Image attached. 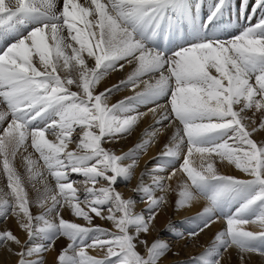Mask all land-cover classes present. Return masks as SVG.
<instances>
[{"label": "snow or ice", "instance_id": "snow-or-ice-1", "mask_svg": "<svg viewBox=\"0 0 264 264\" xmlns=\"http://www.w3.org/2000/svg\"><path fill=\"white\" fill-rule=\"evenodd\" d=\"M168 2L169 0H90L89 3V0H85L81 4L77 0H63L62 9L58 11L57 0H0V17L3 18L0 23L21 13L38 12L45 20L27 36L0 53V97L7 104L12 117L0 136L2 171L7 177L12 200L3 199L0 214L7 218L9 211L13 215L23 213L24 219L20 226L27 232L29 239L44 235L50 241L46 246L41 244L27 249L22 247L18 253L19 264H43L42 258L32 261L28 257L47 251L60 236L66 237L70 243L61 250L58 264H157L158 259L165 254L166 246H162L159 241L153 242L151 246H147L146 241H140L147 247V258L135 250L136 244L133 241L141 232L148 233L156 211L147 219L132 211L134 202L124 199L115 188L116 180L131 167L119 163L125 159L126 154L116 155L101 146L102 141L111 142L112 137L129 132L139 115H143L124 118L115 115L123 101L111 107L107 105L112 88L94 94L96 85L103 79L101 69L122 60L137 66L121 84L130 83L135 86L140 76L160 73L155 85H147L143 93H169L170 111H166L158 123L175 119L183 129L182 134L181 130H177L175 146L168 148L163 154H172V150L183 144L186 137L187 155L180 167L191 180L192 187L207 180L221 182L223 187L212 197L214 203L219 196L236 186H260L256 194L234 216L224 218L227 228L217 234L214 245H221L224 251L234 245L240 253H258L264 257V250L251 244L252 241L264 240V231H245L241 227L253 223L264 228V206L251 219L242 216L245 209L258 201H264V143L258 144L253 139V133L264 130V35L257 34V29L264 32V23L230 41H204L179 50L170 58H163L161 54L136 40L124 22L139 19ZM78 24L83 27H78ZM65 27L68 30L67 37L61 35ZM49 36L51 45L47 42ZM70 41H74L79 47H74ZM69 48L71 55L66 51ZM84 52L94 60L92 66L86 63L82 55ZM34 58H38L40 67L34 63ZM61 60L65 70L75 68L77 78H61L58 74ZM118 67L123 69L124 65L119 64L115 70ZM213 69L218 75L212 74ZM73 84L82 92L71 91L68 86ZM250 110H254L252 116L248 115ZM149 111L156 113L155 108ZM256 113H259L258 127L253 118ZM6 115L7 113L0 112V121ZM74 126H79L82 133H78L79 141L76 145L82 150L80 152L65 151L68 143L72 142ZM91 129H97L98 132ZM216 132L224 133L226 138L218 144L208 146L198 143L200 138ZM46 133L55 136L58 143L45 139ZM29 137L31 147L39 153L55 179L64 202L70 205L76 216L83 217L90 225L92 218L89 214L79 203L72 202L78 197L77 189L73 187L75 181H71L69 177L72 174L82 175L86 178L85 183L93 184L98 178L107 181L108 187L98 190L86 188L84 200L101 219L112 220L118 232H109L99 226L85 227L63 218L59 219V223H54L43 215L31 214L27 193L13 166V160ZM193 152L199 153L202 158L212 154L226 158L251 179L219 175L212 163H208L206 171L194 170L190 167L189 160ZM24 159L31 173L34 161L30 156ZM90 161L95 163L90 164ZM109 172L111 175H108ZM158 189L166 191L164 179ZM180 195V205L192 198L188 190L182 191ZM164 199V196L156 198L153 195L148 198V204L158 209ZM51 200L52 205L47 213L55 212L59 217L57 205H63L55 195L51 196ZM38 203L43 206V201ZM106 204L110 205L109 214L104 217L100 209ZM116 213H120V216L117 217ZM41 221L43 227H38ZM131 226H135V236L129 234ZM49 233L52 235L49 236ZM197 233L188 235L195 236ZM89 239L91 243H87ZM0 241H14L17 245L21 243L11 231L0 232ZM86 248H106L107 251L103 258H97L88 255ZM209 251L211 249L206 253ZM221 256L222 253H217L214 264H220ZM241 262L245 264L243 256Z\"/></svg>", "mask_w": 264, "mask_h": 264}, {"label": "bare ground", "instance_id": "bare-ground-1", "mask_svg": "<svg viewBox=\"0 0 264 264\" xmlns=\"http://www.w3.org/2000/svg\"><path fill=\"white\" fill-rule=\"evenodd\" d=\"M62 0H57V9L60 8ZM201 1L203 5V10L205 12L204 21H203V26H198L197 25V18L195 21L193 20L191 23V18L188 20V24L186 26L185 30H179L178 26L179 24L173 23L170 20H165L161 18H154L152 17L154 12H150L147 15L139 18V19H129L124 22L125 27L129 28L131 31L132 30H141V31H148V30H154L157 29L160 33V39L162 40H167L166 42H170V52L175 53L176 51H172L173 49H178V51L181 49V46L183 45L182 43H188V42H193L194 40L197 39V35L199 36L198 33L201 34L202 38L201 39H206L205 41L208 40V33H211V36H209V39H212L213 37H219L218 40L223 39L225 41V37L229 36L226 41H230L240 35H242L245 31H248L262 23H264V0H198V2ZM212 1V3H210ZM78 3L84 4L85 0H77ZM101 2H106V0H101ZM179 0H169V5L172 4V6H175L174 3H178ZM90 3V0H89ZM200 4V3H199ZM212 4V7L210 8V5ZM167 5L164 4L163 6ZM200 7V6H198ZM193 8V7H192ZM169 9V8H168ZM215 11L216 15H212V12ZM181 13V12H180ZM214 14V13H213ZM192 16V15H191ZM243 17L241 21L239 18ZM91 19V17H89ZM41 17L36 16L35 21L37 23V27L41 25ZM237 21V22H236ZM240 21V22H239ZM207 24H209V27H207ZM78 27H83L81 24ZM36 28V27H35ZM206 28V34H202V29ZM29 33V32H28ZM27 33V34H28ZM63 36L67 37L68 32L65 33V30L61 32ZM74 34V33H73ZM168 35V37L166 36ZM257 34L258 35H264V32H260L259 29H257ZM134 38L136 36L133 34ZM168 38V39H167ZM199 38V37H198ZM214 38V39H216ZM139 41V40H138ZM225 41V42H226ZM74 47H79L78 44H76L74 41H70ZM139 42L142 43L140 40ZM196 42V41H195ZM194 42V43H195ZM143 44V43H142ZM184 44V45H185ZM197 44V43H196ZM144 45V44H143ZM192 45V44H191ZM0 45V49H1ZM145 46V45H144ZM147 47V46H145ZM148 48V47H147ZM157 49H154L156 53H159L162 55H166L168 53V48H163L161 45L156 47ZM183 48V47H182ZM186 48V47H184ZM150 49V48H149ZM153 50V49H152ZM67 54L71 55V49H67ZM82 55L85 57V61H87V53L84 52ZM168 56V55H167ZM167 58V57H163ZM90 59V58H89ZM91 62H94L93 59H90ZM63 62V60L60 61V63ZM34 63L36 64L37 67H40L38 63V58L34 59ZM75 62L73 61V64ZM119 64H123L126 66L125 73L122 77V81H126L128 76L132 73L131 70H134L135 67L137 66L135 63L133 68H130L132 65L127 62V60H122V61H116L115 62V68L112 69L108 67V70L105 71L104 69L102 71L103 79L101 83L96 85L97 90L95 89L94 94H99L102 92L101 90L111 88L114 85H119V78H117L118 71H123V69H120L119 67L116 69V67ZM89 65V64H88ZM90 66V65H89ZM41 70H43L41 68ZM112 70V71H109ZM258 70V69H257ZM58 72H61L62 75L64 76V79L67 77H72V78H77L78 73L75 70V68H69L67 69V73H63V67L58 66ZM212 72L214 75H218L215 73V70L213 69ZM167 74V73H165ZM155 75V76H154ZM154 76V77H153ZM160 73L155 72V73H146L142 76H140L135 84L133 86L130 83H123L121 84L122 88L125 89V92H127L128 97H132L134 94L137 95V93H141L145 91L147 85H155V79H159ZM254 82V81H253ZM227 83V82H226ZM71 91H77L78 93H81L82 90L78 89L75 84L68 86ZM152 94V93H150ZM156 94V95H155ZM153 95H150L151 99V106L150 107H145L142 109H139L137 113H141L142 117H139L137 119V125L131 130H133V136H130V138H123V133L118 135L117 137V150L122 153V156L126 154L125 160L126 162H119L122 166L129 167V170L125 173L127 175L126 177L130 176V182L134 180V182L131 183V188L130 192L131 194L128 196L126 193H121L122 197H132L134 196V199L132 200L134 202L132 206V211L135 214H138L142 216L144 219L148 218L153 211H156L155 218L151 221L149 225V231L147 234L141 232L135 241L140 240V239H148V237L154 236L155 238L157 235L161 234L162 232L164 233V237H171L170 239H162L161 240V245L166 246L164 249L166 250L165 252L168 254L166 257L167 259L164 261L167 264H214V261L217 259V253H221V245L216 244L215 241V232L216 230L225 231L227 228L226 220L224 218L226 217H232L234 216L239 209L252 197L256 194V192L259 190V185H248V186H236V188L225 192L223 195L226 197H218L217 200L212 203V197L215 196L213 193L216 191L217 184H206L204 188L199 187L198 189L203 191H208L207 193L203 194H198L195 193L194 190H192L190 187H186L185 190L190 191L192 194V198L190 199L189 202L180 205L178 202L182 199V197L175 196L174 201H175V206L176 208H180L182 206H185L187 208H191L190 212L186 211L184 213H181L175 217L169 218L165 216V213L159 212L157 209L149 206L146 202L143 203L141 202L144 200L142 197L145 195V191H153L152 196L154 195L155 197L159 196L160 192H155L156 190V184H158L161 180L164 178L163 173H164V166L161 163V160L164 159L165 162L169 165L170 164H176L178 160H181L180 158L183 157L187 150L184 148L186 146V138L185 142L183 144H180L176 148H174V154H168L166 155V159L164 156H158L160 154H163L168 148L174 147L175 144L177 143V140L174 138L176 137L177 130H181L182 134V129L180 125L176 122L175 119H169L165 121H161L158 123L160 120V117L166 112L170 111V106L164 103L162 100L163 97H165L166 94H168L167 91L162 92V93H155ZM2 98V97H1ZM146 96H142L140 99H144ZM259 98V97H257ZM2 102H0V112L2 113H7L6 118L1 122L0 125V130L3 127V124L5 127H7L8 123H10L11 117L9 115L10 110L8 112L5 110V107L3 108V98L1 99ZM138 103L135 104V106ZM107 105L111 107L112 105H115L114 102H107ZM165 106V107H160V106ZM5 106V105H4ZM7 107V106H6ZM238 107V106H234ZM156 109V113L153 114L150 109ZM8 109V108H6ZM5 110L6 112H4ZM254 110H250L248 112L249 116L253 115ZM259 113H256V116L253 117L256 120V125L258 127L259 125ZM39 121H37L38 123ZM41 127L43 124L40 125ZM80 129L79 126H75V131L72 133L71 136V141L68 143L67 148L65 149L66 151H76L80 152V149L77 148V143L79 141V135L77 130ZM92 130V129H91ZM2 133V131H0ZM79 134H82L81 132ZM0 134V136H2ZM225 134L218 133V135H215V138L212 136L209 138L208 137H203L201 146H208L212 144H218L220 143L223 139H225ZM46 139V138H45ZM54 142L53 143H58L57 139L55 136H53ZM129 139V140H128ZM253 139L258 143H264V130L258 131L253 133ZM23 152V147L19 150L17 153L16 161L20 165V168L23 170L25 167L26 169L28 168V164L25 161V155L22 154ZM156 157L157 160H156ZM211 155L208 157L205 155L203 159L208 162L212 163L213 165L216 164L217 160L220 159L221 157L216 155ZM31 159L34 161L32 165V172L34 173L38 165V154H34ZM224 165L226 166H235L233 163H229V161L225 158L222 159ZM200 165L203 164L202 160L198 161ZM24 167V168H23ZM171 167V166H170ZM28 172V176L31 174L28 169L26 170ZM25 171V172H26ZM110 173V172H109ZM108 175H111L109 174ZM27 175V174H26ZM75 176V174L70 175V177ZM76 177H83L82 175H76ZM120 177L122 179H120ZM116 181L118 180H123V177L120 176ZM125 177V178H126ZM53 178V177H51ZM243 179L250 180L251 177L248 176L247 174L242 175ZM103 180V179H102ZM126 180V179H124ZM105 181V180H104ZM130 184V183H127ZM51 186L56 187V181L53 178L51 182H49V186H47V189ZM88 187H93L94 189H99L95 184L91 185V182L85 183L83 186V194L86 193V188ZM108 187V183L106 181L105 186ZM223 186L218 185V190H220ZM134 189H137L136 191H133ZM232 192H234L232 194ZM229 194V197H227ZM151 194L147 195L149 197ZM9 199L10 201L12 200V197L10 194L3 192L0 196V205H2L3 199ZM142 199V200H141ZM169 199L170 196L165 197L163 206L159 207H169ZM75 203V201H73ZM264 201H258L257 203L251 205L245 211L242 213L243 218L249 219L253 218L254 215L253 213H256L257 211L254 209L260 205V203L263 204ZM105 208H109L110 205L106 204L104 205ZM103 208V207H102ZM262 209V207H261ZM261 209H259L261 211ZM11 212V211H10ZM10 212L7 215V218H5L2 214H0V220L4 217L5 221L0 222V232L6 231L7 228L9 227L8 225L11 223V216H9ZM103 216H107L108 210L102 211ZM258 213V212H257ZM247 214H252V216L247 217ZM76 216L70 205L67 204V211L64 212V215L62 214V217L65 218L66 220L70 219V216ZM9 216V217H8ZM116 216L119 217L120 213H116ZM99 220L101 218L99 217ZM212 220V221H211ZM209 221L210 224L206 230H210V232H204L198 234L197 236L193 237L192 239H186L184 236L186 234L192 233V230L195 231L201 226L204 225L205 223L207 224ZM14 226V225H13ZM90 226H96V225H88L85 227H90ZM243 230H256L258 228H262L258 224H253L249 223L246 225L241 226ZM203 228V227H202ZM103 229H107L106 227H103ZM131 229V227L129 228ZM192 229V230H191ZM18 230V236L20 238V245L19 249L20 252L22 250V247L24 249H27L28 247H36L41 245V242L38 240V237H34L33 239H29L27 232L20 228L17 227ZM109 231V229H107ZM111 232V231H109ZM113 232V231H112ZM154 232V235L152 234ZM131 235H136V231L134 232H129ZM213 234V235H212ZM106 238V237H105ZM176 239V240H175ZM172 241V244H169L168 241ZM91 239L87 241V243H91ZM70 243V241H66L65 243V248L67 245ZM201 244V248L195 247L196 245ZM208 249H211V251L207 252ZM50 249L43 253H38L34 254L31 257H28V259L32 261H36L39 259H43V264H53L54 263V258L55 255L48 253ZM85 251L87 252L88 255L97 257V258H103L105 255L104 249L101 250L99 248H86ZM71 254V253H69ZM238 252L235 250H232L229 252L227 250L224 255V261L220 260V264H232V261L236 262L238 261L237 258ZM20 261V256L15 260L14 263L12 264H19ZM160 263V262H159ZM0 264H11L10 259L6 260L4 254H0Z\"/></svg>", "mask_w": 264, "mask_h": 264}, {"label": "rangeland", "instance_id": "rangeland-1", "mask_svg": "<svg viewBox=\"0 0 264 264\" xmlns=\"http://www.w3.org/2000/svg\"><path fill=\"white\" fill-rule=\"evenodd\" d=\"M179 1H181V0H179ZM6 2H7V0H6ZM210 3H212V1H210ZM188 4L190 5V8H191L192 12L193 13H197V15H199L198 12L203 7L202 3L200 1L198 2V0H189ZM170 6H172V4H170ZM198 6H200V7H198ZM211 7H212V4L210 5V8ZM180 9L182 11L179 14V16H180V18H182L185 15L184 10L187 9V7L180 6ZM167 14H168V10L166 12V16H167ZM212 15H216V12L213 11L212 12ZM196 18H197V16H196ZM240 18H241V16H240ZM240 18H239V20H240ZM0 19H3V18L0 17ZM198 23H199V20L197 19V24ZM80 25L81 24H79V26ZM207 27H209V24H207ZM31 30H33V28L25 31L24 33L21 32L20 29H19V27H18V25L16 24L14 18H12L11 20H6L3 23H0V45H2L1 46V49H0V53H2L12 43L18 41L22 37L27 36V33L30 32ZM64 30H65V33L68 32V30H67L66 27L64 28ZM206 33L207 32H203L202 34L204 35ZM14 34H16V35L13 36ZM198 34H199V36L197 35V39L194 40L193 42L191 41V42H188L186 44L185 43H182L183 45L181 46V49L180 50H183L184 47H189V46L195 45L196 43L204 42L206 40V39H201L202 38L201 34L200 33H198ZM61 35H63V34L61 33ZM134 35L136 36V38L139 41L141 40L142 43L145 46H147L148 48L153 49V50L155 49L152 45H150L148 42H146L145 39L141 38V35L140 34L139 35L138 34H134ZM209 36H211V35L208 34V40L207 41H215V42L224 41L223 39L218 40L219 37H217V38L216 37H213L212 39H209ZM214 38H216V39H214ZM225 38L228 39L229 36H226ZM226 39H225V41H226ZM47 42L51 45L52 41H51L50 36L48 37ZM176 50L178 51V49H173L172 51H176ZM173 54L174 53L170 52L169 54H166L163 57L170 58L171 56H173ZM86 63L89 64L90 66H92L94 64V62H91V60L89 58H87ZM62 65H63V62L60 63V66H62ZM131 65L132 66L130 68H133V66L135 64H131ZM115 66L116 65L113 64L111 67H109V69L110 68L114 69ZM104 70L107 71L108 70V67L107 68H104ZM125 70H126V66L123 67V71H118V74L116 75L117 78H119V83L122 81V77H123V75L125 73ZM109 71H112V70H109ZM133 71L134 70H131V72H133ZM63 73L64 74L67 73V70H65L64 68H63ZM58 74L61 76L62 79H64V76L62 75L61 72H58ZM212 74L214 75L213 72H212ZM157 80L158 79H155L154 82L156 83ZM101 81L97 84V87L101 83ZM253 81H254V78H253ZM225 83H226V81H225ZM97 87L95 88L96 90H97ZM111 88H112V91L108 94L107 102H114V104H118L119 102L123 101V104L120 105L117 108L116 112H115V115H117V116H119L121 118H124V117H132V116H135L137 114H141L140 112L137 113V111L139 109H142V108H145V107H150L151 106V99H150V97H152L150 95L155 94L153 92L143 93L144 92L143 91V92H141V93H143L142 95H135L134 94L132 97H128L127 96V92H125V89L122 88L121 83L117 87H111ZM101 91L103 92V91H105V89H103ZM150 93H152V94H150ZM142 96H146V98L140 99ZM1 99L2 98L0 97V102H2ZM162 100L164 101V103H166L167 105L170 106V104H169V100H170L169 93L166 94L165 97L162 98ZM136 103H138V104L135 106ZM2 105H3V108L5 107V110L8 112L9 109H6L7 108L6 107L7 104L5 102H3ZM5 110H3V111L6 112ZM9 115L11 117V112H9ZM139 117H142V116L139 115ZM11 119H12V117H11ZM10 122H11V120H10ZM176 122L179 124V121H176ZM137 123L138 122L136 121V123L132 126V128L135 127L137 125ZM4 124H3L2 129L0 130V131H2V133H3V130L6 128ZM0 125H1V122H0ZM180 127L183 128L182 125H180ZM92 131L98 132L97 129H92ZM77 132L80 133L81 132V129H78ZM2 133L0 132V134H2ZM132 133H133V130H130L129 132L123 133V136H124L123 138L124 139L125 138H130V136H133ZM218 133L220 134V132H216V133H212L210 135L204 136V137H208L209 136V138H210V137L213 136L215 138V135L216 134L218 135ZM117 137L118 136L112 137L111 142H104V141H102L101 146L104 147L106 150H110L112 153H114L116 155H121L122 156V153H120L117 150V142H116ZM45 138L47 140H49L50 142H54L53 135H51L50 133H46L45 134ZM202 138H200V140L198 141V143L200 145H201V143H203L202 142ZM170 148H172V147H170ZM184 148H186V150H187V144H186V146ZM80 151H82V150L80 149ZM36 153L37 152L31 147V138L29 137L28 140H26L25 145L23 146V152H22V154L25 155L26 157H29V156L32 157ZM174 153L175 152H174V149H173L172 150V154H174ZM37 154H38V158H39L38 159V165H39V167H37V169L35 170V172L34 173H31L29 176H28V172L26 171L28 168L26 169V167L25 168L23 167L24 168L23 170L20 168V165L16 161V157L17 156L13 160V166L15 167L16 171L18 172V174L21 177L22 185H23V187H24V189H25V191L27 193V196H28V200H29V210H30L31 214L33 216H41V215H43L49 221L54 222V223H59V219L60 218H63L62 217V214L64 215V212L67 211V204L68 203L67 202H64V198H63V196H61V194L59 192V189L57 187L51 186V187L48 188V190L45 189V188H47V186H49V182H51V180H53V178H51L52 176H51L50 172L48 171L46 165L44 164V161L40 158L39 153H37ZM186 155H187V152H186V154L183 157L180 158L181 160H178L176 162V164H170L169 163V165H168L165 162L164 159L161 160V163H162V165L165 168L162 177L164 178V184H165V187H166V191L161 192L158 189L159 186H160V182L163 181V180H161L158 184H156V189H155L156 191L155 192H160L159 196H157L156 198H159L160 196H164V197L170 196V199H169V202H168L169 203V207H166V208L165 207H159L157 210L159 212L165 213V216L166 217H169V218L175 217V216H177V215H179L181 213H184L186 211L190 212L191 208H187L185 206H182L180 208H176L175 201H174L175 196L181 197L180 193L184 189H186V187L187 188L190 187L192 190L195 191V193H198V194H203L204 193L205 194L208 191H205L204 189H203V191H201L198 188L199 187L204 188L207 183L208 184H217V187L215 189L216 191L213 193V195H216L219 192L218 185H222L221 182H219L217 180H207V181H205V182H203V183H201V184H199L197 186L192 187L191 186V180L188 178L187 174L182 171V169L180 167L181 164L183 163V159H184V157ZM213 155H215V157H216V154H213ZM158 156H164L165 159H166V155L160 154ZM157 158L158 157H156V160H157ZM2 159L3 158L0 157V196H1V194L3 192L8 193L11 196V190L7 187V177L5 176V174L2 171ZM189 160H190V167H192L194 170H197V171H206L208 162H206L201 157V155L199 153L193 152V154L189 157ZM199 160H202V162H203L202 165L199 164V162H198ZM120 162H124V164H125L128 161L125 160V159H123ZM89 163L90 164L91 163H95V161H90ZM213 169L219 175H229V176H234V177H236L238 179L245 180V179L242 178V175H245L246 173H244L240 169L236 168V166L229 167V166L224 165V163L222 161V158H220V159L217 160L216 164L213 165ZM109 174H111V173H109ZM126 176L127 175L124 174V175H122V177H123V180L122 181L121 180L116 181L115 188H116V191H118L119 193H122V194L123 193H126L129 196L131 194V192H130L131 183L134 182V180H132L130 182V179L129 178L131 176V173H130V176H128V177H126ZM168 177H171V178L169 179ZM69 179L71 181H75V183L73 184V187L77 189L76 197H78V199H76L74 201H75V203H79L80 207L85 212H87L89 214V216L92 218L91 219V225H96V226H99L101 228L106 227L111 232L112 231L113 232H118L119 230L115 226V224H114V222L112 220H108L106 218L99 220V216H97L95 213H93L91 211V206L87 202H85V200H84L85 194H83L84 193L83 192V186L85 185L86 179H84L82 177H76V175L73 176V177H69ZM120 179H122V178L120 177ZM124 179H126V180H124ZM105 183H106V181L102 180V178H98L97 181L95 182V185L98 188H101V187H104L105 186ZM127 183H130V184H127ZM92 184L93 183H91V185ZM234 188H236V187H234ZM66 191H68V190H66ZM145 192H146L145 195L142 197L144 200L141 199L142 200L141 202H143V203L146 202L148 204V198L150 196H152L153 191L146 190ZM149 193L151 195L149 197H147V195H149ZM233 193L234 192H232V194ZM232 194H229L227 197H229ZM53 195H55L57 197V199L60 200L61 203H62V205H63L62 207L60 205H57V207L59 208V211H60V216L59 217L56 216L55 212H53L51 214L47 213V209L49 207H51V205H52L51 196H53ZM69 195L71 196V193H69ZM128 196L126 198L125 197H123V198L124 199H131V200L134 199V196L133 197H132V195L130 197H128ZM221 196L222 197H226L224 195H221ZM89 199H91V198H89ZM38 201H43V206H41V203H38ZM163 203L161 204V206H163ZM212 203H213V201H212ZM262 206H264V202H263V204L260 203V205L258 207H256V208H254V209L259 213L260 212L259 209H261ZM102 207H101L100 211H101V215L103 216L102 211H106V210H108V208H105V206H102ZM257 212L256 213H253V214L254 215H257L258 214ZM9 216H11V223L8 225L9 227L7 228L6 231H11L12 234L15 235L20 240V238L18 236L17 227H20L21 228L20 224H21V221L24 219L23 218V213H19V215H13L10 212ZM250 216H252V214H247L246 218L247 217H250ZM105 217H107V216H105ZM4 219L5 218L3 217L0 220V222H2V221L4 222L5 221ZM63 219H65V218H63ZM249 219H251V218H249ZM67 221L72 222V223H78V224H81L82 226H88V225H90L89 222L86 221L83 217H78V216H73V215H71L70 216V219L67 220ZM205 225H206V223L201 226V229H203ZM37 226L38 227H43V221L39 222V224ZM134 231H135V226H131V229H129V232L132 233ZM208 231L210 232L209 229L206 230L204 228V230L201 233L204 234V232H208ZM219 231H220L219 229L216 230L214 237L217 236V234L219 233ZM247 231H253V232L264 231V228H258L256 230H247ZM195 232H198L197 235L200 234V227L197 230H195V231L192 230V233H195ZM152 234L154 235V232H152ZM48 235L50 236L52 234L49 233ZM163 235H164V233L162 232L161 234L157 235L156 238L154 236H152V237H148V239H140L138 241L137 240L136 241L134 240L133 242L136 244V249L135 250L142 257L147 258V255H148L147 254V247H146L145 244L141 243L140 241H146L147 242V246H151V244L153 242H156V241L161 242V240L163 238L164 239H167V240L171 238V237H164ZM197 235H195V236H197ZM195 236H189L188 234H186L184 236V238H186V239H192ZM37 237H38V240L41 242V244H43L45 246L47 244H49V242H50L49 239L46 236H44V235L37 236ZM67 240L68 239L66 237L60 236V237H58L56 239V241L52 245V247L49 248L50 251L48 253L55 255L54 263L53 264H58V256H59L61 250L65 248V243H66ZM168 242H169V244H172V241L169 240ZM251 244L253 246L259 247L261 250H264V240L252 241ZM195 247L201 248V244H198ZM220 248H221L222 256L219 259L221 261H224V255H225V252L226 251L223 250V247H220ZM228 250H229V252H231L232 250H235V251L238 252V255H237L238 261L236 262V264H242V262H241V256L244 257L245 264H264V257H261L258 253H240L239 249H237L236 246H234V245L231 246L230 248H228ZM104 251L106 252L107 249L105 248ZM164 251H166V250L164 249ZM18 253H20L19 245H17L14 241H7V242L0 241V254L1 255L4 254L6 260H9L10 259L11 264L14 263L15 260H17V258L19 257ZM167 256H168V254L165 252V254L158 259L157 264H167V262L166 263L164 262L167 259L166 258ZM232 262H233L232 264H235V261H232Z\"/></svg>", "mask_w": 264, "mask_h": 264}]
</instances>
